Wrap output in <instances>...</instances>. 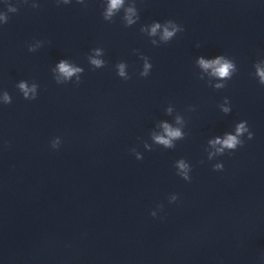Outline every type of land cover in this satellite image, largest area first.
Listing matches in <instances>:
<instances>
[{
    "label": "clouds",
    "instance_id": "9594fccd",
    "mask_svg": "<svg viewBox=\"0 0 264 264\" xmlns=\"http://www.w3.org/2000/svg\"><path fill=\"white\" fill-rule=\"evenodd\" d=\"M27 3V0H24ZM71 0H57V3L69 4ZM77 3H84V0H76ZM105 7L102 12L103 19L108 22H112L113 18L123 10L122 20L124 22L125 27H131L136 24L139 19V12L136 7V0H104ZM33 8L39 7L38 4H33ZM18 9L14 6L9 5L7 8V12L15 13ZM8 16L7 13L0 12V23H7ZM141 33H145L151 39V43L153 46H159L161 43H168L171 41L178 32L184 31L183 26L177 24L173 20H166L163 23L158 21H153L149 25H142L140 28ZM158 37V39H156ZM42 41H36L35 44H30L28 46L29 52H35L39 47H41ZM135 51V50H134ZM104 55V50L102 48H94L91 51V54L88 55V63L94 69H100L106 66V61L102 59ZM141 59L143 60V68L140 71L139 75L141 77H147L150 74L152 69V64L148 57L141 55ZM199 67L203 70L204 73L208 74L209 80L208 83L214 89H223L226 87L225 81L232 78L233 74L237 71L236 64L233 60L229 59L224 55H218L212 59H205L204 57L198 58L197 61ZM117 75L124 79L128 80L131 77L127 73V64L123 61L116 64ZM255 68V76L258 78V81L261 85H264V60L257 62L254 64ZM53 78L57 84L67 83L72 81L75 77V82L77 84L80 83V76L84 72V69L76 64L70 62L66 59H61L55 67L52 68ZM203 74L200 75V79H204ZM213 80L218 82L212 83ZM16 87L22 93L24 99L26 100H35L37 98L39 85L35 82L29 84L27 81L21 80L18 82ZM0 102L3 104H11L12 97L7 91H4L0 94ZM220 110L224 114H229L231 112V108L229 106V100L227 97L224 98V102L219 105ZM190 110L194 111V108H190ZM173 107L168 106L165 109L167 115L173 114ZM186 124V121L183 116L180 114H176L174 118V124L168 123L166 121L160 122L159 127L162 129V132L156 133L153 132L151 134V140L153 144L162 146L165 149H173L175 148V142L178 140H183L185 138V132L183 128ZM245 134H247V138L249 140L253 139L254 134L249 130L247 121H240L234 127L233 132H227L223 135V137L217 136L215 138L209 139L207 142V148L205 151L207 152V158L209 161L213 160L217 156H221L225 154V152L235 151L238 147L243 146L244 140L241 139ZM61 140L59 137L54 138L51 141V147L53 149H57L60 146ZM144 148L148 151L152 150V145L144 142ZM132 154L135 155L137 160H142L143 155L138 152L135 148L130 150ZM203 163V161H201ZM174 167L176 168V174L180 176L183 180L189 181L191 180L190 172L191 166L190 164L183 158L178 159L174 163ZM223 163H216L213 165L214 171H222ZM178 199L176 194H171L168 197L169 203H174ZM158 208H162L163 205H158ZM151 215L155 217L157 215L156 211H152Z\"/></svg>",
    "mask_w": 264,
    "mask_h": 264
}]
</instances>
